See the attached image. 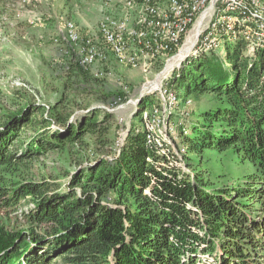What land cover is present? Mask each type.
<instances>
[{
	"label": "trees",
	"instance_id": "trees-1",
	"mask_svg": "<svg viewBox=\"0 0 264 264\" xmlns=\"http://www.w3.org/2000/svg\"><path fill=\"white\" fill-rule=\"evenodd\" d=\"M242 11L223 12L241 19ZM241 20L231 22L232 31L219 29L220 52L189 56L167 79L179 98L213 95L194 121L178 123L174 146L158 144L163 137L142 119L143 129L131 124L119 155L90 157L63 187L33 179L31 160L84 147L87 134L106 146L112 110L74 98L60 99L51 113L38 101L0 113V264H209L206 255L210 264H264V38L255 35L263 32L255 20ZM80 57L74 53L67 66V87L114 105L126 101L122 88L91 84L101 77ZM153 95L139 99L135 115ZM205 150H232L255 170L240 183L215 186L204 169H194L204 164ZM20 170L27 177L13 181ZM27 197L33 207L17 214ZM13 220L41 230L10 229Z\"/></svg>",
	"mask_w": 264,
	"mask_h": 264
},
{
	"label": "rangeland",
	"instance_id": "rangeland-1",
	"mask_svg": "<svg viewBox=\"0 0 264 264\" xmlns=\"http://www.w3.org/2000/svg\"><path fill=\"white\" fill-rule=\"evenodd\" d=\"M124 1L0 0V113L17 110L26 101L41 102L46 105L47 112L51 113V106L60 99L64 100V104L74 98L81 104H84V99H86V101H90L96 106L107 107L114 113L109 120L111 125L110 142L106 146H100V143L92 135L87 134L84 147L78 143L74 146H67L62 150L46 152L33 158L30 162L29 171L33 179L45 178L56 185L66 186L71 173L88 164L87 160L90 157L99 154L111 157L114 152L119 155L122 151L121 147L125 145L131 124L134 123L140 129H143V120L147 119L148 129L150 131L154 129L156 133L161 134L163 137L158 138L157 143L162 145V139H166L168 143L174 146L172 135L174 136L178 132V123L183 121L187 124L185 116L188 117V120L194 121L197 118L198 111L196 110L199 106L209 102L213 97L210 92H206L197 100L195 97L190 98L185 92H182L179 98L176 92L170 88L173 97L166 101L159 99L158 90H161L167 79L170 78L171 73L179 67L176 65L182 59L180 58L172 64L174 58H177L181 53L186 56L185 51L188 47L185 44L171 51L164 50L154 54V56L140 58L138 59L139 63L136 65L132 64L130 59L117 56L113 52L110 45L106 43L101 30L103 22L108 23L109 28L113 30L117 27L113 22L120 23L124 21V27L126 28L122 31L124 35L132 30H143L145 28L140 6L137 4L135 7H129ZM180 1L184 2V0ZM217 2L221 5L228 1L210 0L209 5L212 6ZM255 3L258 5V15H251L252 0H240L234 9H225V5H223L224 10L222 12L217 4V7L209 11L208 20L202 27L203 31L205 26L209 25L205 33L211 27V37L213 39L208 41L207 45L202 43L201 31L195 47L193 48L194 43L192 42L188 49L189 56H196L200 51L211 49L220 52L222 50V45H220L222 38L219 29L221 28L225 32L232 31L233 24L231 22L241 19V21H245L247 18L253 20L257 18L262 21L264 19V0H255ZM243 9L245 10L242 11ZM225 10H241L246 14L239 19L232 14H225L223 12ZM223 14H225L223 20L230 22L229 24L218 22L220 21L219 16L221 17ZM260 21H255L258 27L263 30V32L258 31V35L264 38V27L260 25ZM197 25V23L192 25V31ZM71 28L80 37V41L75 44L76 48L74 50H71L67 44L68 41H71ZM191 33L186 38V42ZM183 41H180V44ZM79 43L95 44L104 55L100 58L98 56V60L90 67L95 76L101 77L100 81L91 82V84L109 91L122 88L127 94L126 101L114 105L112 104L113 99L104 101V99L96 96H86L84 92L71 86V83H69V87L66 86L68 83L67 66L70 60L74 58V53L80 56ZM184 45L185 47L181 50ZM179 50L181 51L179 52ZM175 54L177 55L175 56ZM142 93L144 95L153 93L154 103H149L143 114L135 115ZM97 95H100L99 90H97ZM130 99L132 101H129ZM158 103H160V106H158ZM183 127V133L188 134V128ZM147 138L150 140L148 136ZM118 142L120 146L117 145ZM190 155L195 156L196 153ZM203 159L204 164L202 166L195 164L194 169H204L208 179L215 186L235 185L243 181L246 174L255 170L249 160H244L232 150L223 152L205 150ZM11 177L13 181H17L27 177V175L24 174L23 170H20L15 171ZM29 199L27 197L22 200L17 214L33 207ZM35 225L26 223L23 220H13L10 229L18 227V229L27 230L34 227L41 230ZM208 257L209 255L204 256L203 260L210 264L213 259Z\"/></svg>",
	"mask_w": 264,
	"mask_h": 264
},
{
	"label": "bare ground",
	"instance_id": "bare-ground-1",
	"mask_svg": "<svg viewBox=\"0 0 264 264\" xmlns=\"http://www.w3.org/2000/svg\"><path fill=\"white\" fill-rule=\"evenodd\" d=\"M125 1L127 6L129 5V7H135L137 4L140 6V10H142V21L145 28L143 30L135 29V31L132 30L127 35H124L122 33L123 29H126L124 27V21L120 23H116L115 21L113 23L117 26L116 29L112 30L111 28H109L110 25L108 23L103 22L101 30L103 32L106 43L110 45V48L113 49V52H115L117 56L130 59L132 64L134 65L139 63L138 59L140 58H144L146 56H154V54L163 52L164 50L171 51L173 49H177L182 44H185L186 38L192 31V25L199 23L196 30L199 29V26L201 24V22L199 21L201 20V14H203V8L211 7V5H209L210 0H192L187 2L185 0L184 2L180 0ZM225 1H228L224 3L225 9L233 8L234 5H237V3L240 2V0ZM224 16L225 14H223L221 17L219 16L220 21L218 22H220L221 24L228 22L223 20ZM255 21L260 20L256 18ZM259 23L264 27V19ZM208 27L209 25L205 26L201 36V42L206 45L208 41L213 39L211 37V27L205 33ZM73 28H71V35L69 33L71 42H73L74 44H78V41H80V37L78 36L77 32L72 31ZM197 33L198 32L196 31L189 38V42L188 44H186V47H188V49L190 48L192 42L194 43V36ZM255 34L258 35V31H255ZM183 36H185L184 41L180 44L181 38ZM257 37L261 41V36L258 35ZM198 40L199 39H197V41ZM79 45L81 62L83 64L92 65L98 60V56L99 58L104 56L101 50L95 44L79 43ZM188 49L186 48V55L189 53ZM182 56L184 58L186 57L183 53H181L177 56V58H174L172 64L182 58L179 60L180 63L184 59ZM158 96L161 101H166L167 99L173 97V92H170V88L167 87V85H163L161 90H158ZM146 121L148 122V119ZM150 132L156 133L154 129ZM147 136L150 140H153L152 134L148 133Z\"/></svg>",
	"mask_w": 264,
	"mask_h": 264
},
{
	"label": "built area",
	"instance_id": "built-area-1",
	"mask_svg": "<svg viewBox=\"0 0 264 264\" xmlns=\"http://www.w3.org/2000/svg\"><path fill=\"white\" fill-rule=\"evenodd\" d=\"M222 2V0H219ZM217 3H214L210 8H203V14H201V20L199 22H201V26L203 27L204 23L206 22V20H208V13L210 10H212L214 7H217L218 5ZM238 4V3H237ZM202 6V3H201ZM251 15H258V5H256L255 0H252V10H251ZM199 25V23H198ZM163 81H161L162 83ZM159 87V86H158ZM129 101H132V99H130ZM123 138V137H121Z\"/></svg>",
	"mask_w": 264,
	"mask_h": 264
},
{
	"label": "water",
	"instance_id": "water-1",
	"mask_svg": "<svg viewBox=\"0 0 264 264\" xmlns=\"http://www.w3.org/2000/svg\"><path fill=\"white\" fill-rule=\"evenodd\" d=\"M197 26H198V25H197ZM197 26L194 28V30L192 31V33H191V35H190V37H191L196 31L198 32V33L194 36V41H195V42H194V44H193V48L195 47L196 42H197V39H198V37L200 36L201 31H202V26L200 25V26H199V29L196 30ZM190 37H189V38H190ZM188 42H189V39L187 40V42L185 43V45L188 44ZM185 45H184L181 49H183V48L185 47ZM193 48H192V50H193ZM192 50H191V51H192ZM180 51H181V50H179V52H180ZM179 52H178V53H179ZM178 53H177V54H178ZM177 54H175V56H176ZM188 56H189V54L186 55V57H185V58H184V59H183L178 65H176V66H180V65L183 63V61H184ZM142 96H144L143 93L141 94V97H142ZM141 97H140V98H141ZM44 239H46V237L42 238V239L40 240V242H41V241H44Z\"/></svg>",
	"mask_w": 264,
	"mask_h": 264
}]
</instances>
